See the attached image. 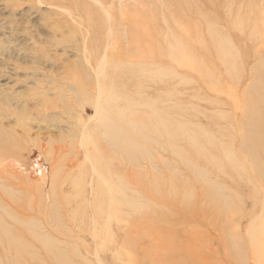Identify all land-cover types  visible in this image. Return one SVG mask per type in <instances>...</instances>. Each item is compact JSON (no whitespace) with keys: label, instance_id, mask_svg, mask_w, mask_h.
Masks as SVG:
<instances>
[{"label":"rangeland","instance_id":"1","mask_svg":"<svg viewBox=\"0 0 264 264\" xmlns=\"http://www.w3.org/2000/svg\"><path fill=\"white\" fill-rule=\"evenodd\" d=\"M244 1L0 0V264H264V10L251 36ZM175 126L246 171L178 157Z\"/></svg>","mask_w":264,"mask_h":264},{"label":"bare ground","instance_id":"2","mask_svg":"<svg viewBox=\"0 0 264 264\" xmlns=\"http://www.w3.org/2000/svg\"><path fill=\"white\" fill-rule=\"evenodd\" d=\"M251 1H249V0H248V2L247 1L245 2L244 1V3L241 6V10H242L243 14H241V16L238 17V19L234 22V24L240 30H243V31L247 32L249 35L254 36L259 31V29H258V20H252V19H250V17L248 16V14H249L250 11H253L255 14L256 13L259 14V12L262 13L263 10H264V6L262 5L263 7H261V6L255 7L254 4H253V2L251 4ZM208 32L210 33L209 35L213 39L214 51L217 52V54L220 56V58H221V60L223 62L224 61H229L228 59L232 56V53H233L232 46L230 44L226 43V38L222 35V33L219 31V29L214 24H210V26H208ZM109 91H110V93L112 95H114V96L116 95V92H115V89H114L113 86L110 87ZM259 105H260V102L257 101V100H255L254 104L251 103L247 108L245 107L246 108L245 110L247 111V114H248V117H247L248 127L250 128V130H253L254 132H256V130L253 129V128H255V126H253L252 122H253L254 115L256 114L257 107H260ZM130 107H131V104L130 103H129V106H126V107H123V108H120L119 107L118 108V111H117L118 116H123L124 113H125V111L128 110ZM249 108L251 109L250 111H249ZM102 110L104 111L105 109L103 108ZM104 112L109 113L106 110ZM100 119H101V122L104 123V126H105L106 130L109 131V132L110 131L113 132L110 135L111 136H114V139H111L110 141L114 145H117L120 140L123 141V139H124V137L126 135L123 133L122 128L119 127L118 124H115V123L112 124L111 122L109 124H107L105 121H108V119H107V117H106V115L104 113L101 114ZM251 124H252V126H251ZM129 125H131L130 127L136 126V129H137V125L135 123L129 121ZM142 126H143V124L141 126H139V129L141 131V135H142L143 140L144 141L150 140L148 128L145 129L144 128L145 125L143 127ZM161 126L164 129V128L170 127L171 125H170V123H167V122L163 121V122H161ZM164 130L160 131L161 133H159V137H161L162 139H164V140H166L168 142V144L171 146L172 151L176 155H178V157H179V155L181 157V154L182 153L184 155V152H181V149L174 143V140L177 141L178 138H180V140L182 139V140L186 141L189 145H191L195 149V152L197 153V155L200 156V157H203V159H205L206 162H211L212 164L214 163L213 165H215L216 163L219 164V162H217L216 159H217V157L220 154H223V155H225V158H224L223 161H225V162L228 161L229 164H230L229 167L232 165V167L237 172H245L246 171V168L243 170L242 168H240L239 166H237V165L234 164L233 159H232V157L230 155L231 152H230L229 148H227L228 145L230 146V143L231 142L227 143L225 140H223V139L220 140L217 137H212V136L211 137H207L209 140H211V143L213 144L214 149H215V152H216V156H210V157H208V154L206 152L207 150L202 149L197 144V139L195 137L197 135L191 134V131H188L187 128H185L183 126H177V127L175 126L174 130L171 131V134L172 135L170 133H167L166 134ZM1 137H0V140H2ZM1 143H2V141H0V145H2ZM120 145H121V143H120ZM126 146H127V148H128L129 151L130 150H137L138 149L137 147H132L130 145H126ZM262 152L264 153V146L262 147ZM258 158H259V153L252 154V159L256 160ZM190 167H193V166H191V164H190ZM217 167H219V166L217 165ZM232 167H230L229 169H231ZM221 168H220L221 171L222 170H226V169H223V168L221 169ZM192 170H196V173L197 174H198V171H199L200 174L201 173H204L202 170L193 169V168H192ZM193 172H195V171H193ZM224 173H226V172H224ZM218 191H220V190L218 189ZM216 194H219V192L217 193V191H216ZM216 196L217 195H215V197ZM49 249H50V252H51V249L52 248H49ZM52 250H55V248H53ZM55 252L60 256V259H62V260L65 259L66 260V253H64L63 250L56 248V251ZM66 262L69 263V261H67V260H66ZM66 262H64V263H66Z\"/></svg>","mask_w":264,"mask_h":264}]
</instances>
